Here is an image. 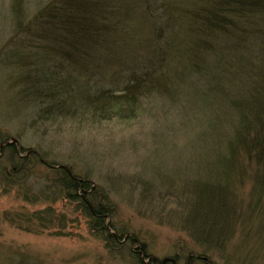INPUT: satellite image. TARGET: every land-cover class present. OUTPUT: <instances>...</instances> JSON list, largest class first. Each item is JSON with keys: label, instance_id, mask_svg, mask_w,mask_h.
<instances>
[{"label": "rangeland", "instance_id": "1", "mask_svg": "<svg viewBox=\"0 0 264 264\" xmlns=\"http://www.w3.org/2000/svg\"><path fill=\"white\" fill-rule=\"evenodd\" d=\"M13 1L0 0V139L16 140L17 148L24 151L21 155L33 149L43 160L65 164L80 177L89 178L112 201L110 222L136 242L121 246L119 252L110 251L103 240L91 235L75 203L65 200L51 204L54 221L48 228L41 227L32 214L50 204L24 201L16 188L7 187L0 177V264H135L128 247L136 248L137 244H143L158 264L163 258H171L175 264H264V188L262 192L256 188L261 168L253 157H237L233 170L227 167L225 173V197L228 214L232 215L225 242L216 246L196 243L180 225L185 215L183 205L186 207L189 199L188 185L207 163L210 118L215 109L223 110L218 109L219 103L207 109V104H199L201 98L198 102V98L190 97L196 94L185 86L171 99L169 94L163 98L161 94H149L144 107L135 110L130 119L98 118L97 113L90 114L91 107L84 113V103L78 98L86 92L104 89L121 93L122 81L114 79L113 72L123 67L124 74L129 75L132 59L139 55L133 45L143 40L135 30V40L130 39L133 45L125 38L116 39L117 48L125 46L115 49L117 60L111 67L114 57L101 45L82 44L86 55L72 51L71 62L84 63L86 68L74 82L64 78L69 73L65 66L59 67V74H63L61 80L65 79L60 86L65 102L62 108L73 109L75 114L37 116L41 111L34 114L33 110L45 104L32 98L34 86L26 79L28 69L6 64L11 59L7 47L23 37L14 25ZM48 1L19 0L24 23ZM163 2L154 0L148 11L161 14L166 9ZM142 11L139 6L133 16L140 18ZM115 17L116 21L120 18ZM108 22L111 24V17ZM152 31L160 37V23H155ZM106 39L103 46L110 47L111 35ZM30 54L31 50L26 52ZM157 83L166 87L169 81L163 78ZM71 87L72 91L67 90ZM6 165L2 158L0 166ZM41 165L28 178L26 186L31 191L45 185V173L49 172ZM150 261L145 259L144 263Z\"/></svg>", "mask_w": 264, "mask_h": 264}, {"label": "trees", "instance_id": "2", "mask_svg": "<svg viewBox=\"0 0 264 264\" xmlns=\"http://www.w3.org/2000/svg\"><path fill=\"white\" fill-rule=\"evenodd\" d=\"M18 1H13L11 11L17 33L23 37L7 47L11 59L6 64L28 69L26 79L34 86L32 98L45 104L33 110L34 114L41 111L37 116L75 114L73 109L62 108L65 102L60 86L65 79L61 80L63 74H59L63 65L69 72L64 78L74 82L81 76L86 65L72 63V51L86 55L81 45L91 43L101 45L113 56L115 49L125 46L117 48L116 39L131 42L135 30L140 31L143 40L134 45L131 42L139 55L133 57L129 75L118 63L120 71L113 72L114 79L122 81L121 93L111 94L104 89L86 92L78 98L84 103V113L86 107H91L90 114L97 113L98 118L130 119L135 110L144 107L149 94H161L162 98L169 94L171 99L185 86L196 94L190 97L198 98V102L201 98L199 104H207V109L219 103L218 109L223 110L215 109L210 118L207 163L188 185L189 199L186 207L183 205L185 215L180 225L196 243L216 246L225 242L232 216L225 197L227 167L233 170L237 157H253L261 168L256 188L258 192L264 188V0H164L166 9L161 14L148 11L154 0H49L26 23ZM139 6L142 15L134 17ZM155 23L163 29L160 37L152 31ZM107 34L112 37L110 47L103 46ZM113 57L110 67L117 60ZM71 71L78 74L74 77ZM163 78L169 81L166 87L157 83ZM67 90L72 91V87ZM29 94L26 92L25 97ZM3 140L0 160L5 158L7 165L0 166V177L7 187H15L24 201L50 204L32 214L41 227L48 228L54 221L51 204L65 200L75 203L91 235L103 240L110 251L117 252L128 242H136L110 222L112 201L89 178L80 177L65 164L43 160L33 149L21 155L24 151L15 142ZM39 165L49 174L45 173V185L31 191L26 186L28 178ZM128 254L135 264H157L143 244L128 247ZM145 259L151 261L144 263Z\"/></svg>", "mask_w": 264, "mask_h": 264}, {"label": "bare ground", "instance_id": "3", "mask_svg": "<svg viewBox=\"0 0 264 264\" xmlns=\"http://www.w3.org/2000/svg\"><path fill=\"white\" fill-rule=\"evenodd\" d=\"M234 183V182H233ZM165 261H170L171 264H175L174 260L171 259V258H163L162 261H161V264H163ZM157 263V261H156ZM158 264V263H157Z\"/></svg>", "mask_w": 264, "mask_h": 264}, {"label": "water", "instance_id": "4", "mask_svg": "<svg viewBox=\"0 0 264 264\" xmlns=\"http://www.w3.org/2000/svg\"><path fill=\"white\" fill-rule=\"evenodd\" d=\"M11 141H12V142H16V140H14V139H12Z\"/></svg>", "mask_w": 264, "mask_h": 264}]
</instances>
